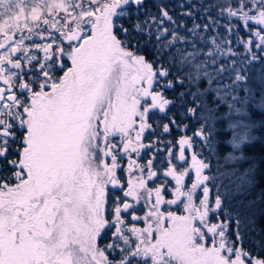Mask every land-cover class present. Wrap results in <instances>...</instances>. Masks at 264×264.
I'll return each mask as SVG.
<instances>
[{
  "label": "snow or ice",
  "instance_id": "1",
  "mask_svg": "<svg viewBox=\"0 0 264 264\" xmlns=\"http://www.w3.org/2000/svg\"><path fill=\"white\" fill-rule=\"evenodd\" d=\"M257 123L264 0H0V264H264Z\"/></svg>",
  "mask_w": 264,
  "mask_h": 264
},
{
  "label": "trees",
  "instance_id": "2",
  "mask_svg": "<svg viewBox=\"0 0 264 264\" xmlns=\"http://www.w3.org/2000/svg\"><path fill=\"white\" fill-rule=\"evenodd\" d=\"M261 117V113L256 111L252 116V119L259 121ZM221 127L226 128V125H222ZM249 134L251 137V141H246L241 145L240 149H233L230 144L226 143V141H230L232 138L231 130H227L222 132V138L225 143L219 145V152L221 155H227L229 153H233L238 156L246 157V159L242 160L239 164L240 171L247 169L249 167L250 161H256L259 164V172H264V127H260L259 123L250 128ZM257 179H259V174L257 175ZM259 189H257L258 191Z\"/></svg>",
  "mask_w": 264,
  "mask_h": 264
}]
</instances>
